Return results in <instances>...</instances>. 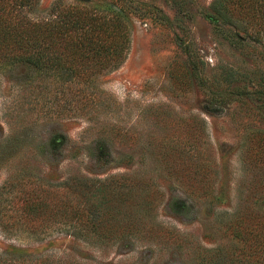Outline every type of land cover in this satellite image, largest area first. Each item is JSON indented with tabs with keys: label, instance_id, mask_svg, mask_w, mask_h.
I'll return each mask as SVG.
<instances>
[{
	"label": "rangeland",
	"instance_id": "obj_1",
	"mask_svg": "<svg viewBox=\"0 0 264 264\" xmlns=\"http://www.w3.org/2000/svg\"><path fill=\"white\" fill-rule=\"evenodd\" d=\"M132 1L125 63L81 93L0 69V264H264V36L217 26L213 0ZM66 182L87 222H17Z\"/></svg>",
	"mask_w": 264,
	"mask_h": 264
},
{
	"label": "trees",
	"instance_id": "obj_2",
	"mask_svg": "<svg viewBox=\"0 0 264 264\" xmlns=\"http://www.w3.org/2000/svg\"><path fill=\"white\" fill-rule=\"evenodd\" d=\"M209 10L208 18L217 26L234 25L245 37L264 36V0H213ZM142 11L140 3L132 0L97 5L86 0L74 4L56 1L45 8H41V0H0V69L21 65L41 78L65 77L69 86H79L81 93L86 84L93 85L125 63L133 28L130 15ZM70 185L61 183L52 190L42 184L32 189L22 197L17 222L24 227L36 224L37 229L49 226L51 215L61 224L74 219L87 222L86 200L73 205L74 195L68 194L72 189L63 190ZM7 192L8 187L0 188V215L9 212ZM50 198H55L54 206L49 204Z\"/></svg>",
	"mask_w": 264,
	"mask_h": 264
}]
</instances>
